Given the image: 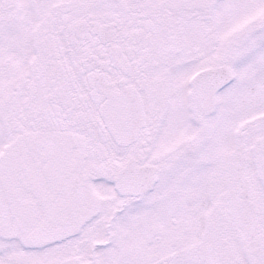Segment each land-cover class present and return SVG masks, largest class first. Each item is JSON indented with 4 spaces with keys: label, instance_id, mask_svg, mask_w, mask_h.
<instances>
[{
    "label": "snow or ice",
    "instance_id": "obj_1",
    "mask_svg": "<svg viewBox=\"0 0 264 264\" xmlns=\"http://www.w3.org/2000/svg\"><path fill=\"white\" fill-rule=\"evenodd\" d=\"M0 264H264V0H0Z\"/></svg>",
    "mask_w": 264,
    "mask_h": 264
}]
</instances>
